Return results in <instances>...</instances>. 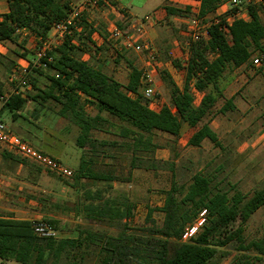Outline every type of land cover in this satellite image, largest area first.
<instances>
[{
    "label": "trees",
    "instance_id": "obj_1",
    "mask_svg": "<svg viewBox=\"0 0 264 264\" xmlns=\"http://www.w3.org/2000/svg\"><path fill=\"white\" fill-rule=\"evenodd\" d=\"M6 1L9 12L0 15V43L13 41L16 29H26L36 38L46 39L52 26L67 17L71 5L62 0ZM197 1V16L203 18L213 14L226 0ZM263 8L264 0L246 5L249 20L235 19L227 27V32L222 29L225 26L222 16L218 23L206 19L210 22L206 39L192 42L188 35L184 65L173 62L175 68L184 71L182 89L177 88L169 75L161 74V79L169 88L174 112L166 105L158 110L148 105L140 92L141 72L135 67L130 68L128 82L123 86L75 56V47L70 40L77 35L76 32L67 38L53 51L54 61L46 68L54 70L56 76L46 77L50 86L48 91L43 92V99L56 102L59 115L78 127L76 145L92 149L91 155L82 154L79 169L73 173L72 179L102 182L108 188L111 187L110 182L128 180L115 176L112 165H93L101 148L116 146V143L91 139V132L105 121L100 113H106L125 125L121 128L120 137L130 140V170L158 171L161 167L157 160L150 157L143 161L139 155L156 148L150 137L154 132L177 138L184 123L195 130L187 143L189 146L199 147L204 139L220 146L216 135L206 124L200 128L198 125L210 116L221 97L220 82L225 73L242 65H252L255 54L264 52V24L259 13ZM165 10L168 15L178 16L187 15L190 11L189 8L169 7ZM86 15L81 20L83 33L79 38L91 42L93 28L87 24ZM33 60L34 52L30 53L25 76L28 84L31 83L30 73H40L41 70L33 65ZM56 92L58 95H55ZM196 94L199 96L198 104ZM81 96L85 97L83 101ZM23 103L24 99L13 95L3 101L1 109L15 112ZM86 103L95 106L98 114H87L83 107ZM232 109V101H227L220 112ZM101 152L103 154V150ZM168 170L174 173L172 164ZM231 189L221 188L218 183L211 185L202 173H195L187 184L179 187L172 182L164 193L163 206L148 208L143 224L135 228L129 227L135 204L124 194L104 196L101 191L87 190L67 207L78 218L117 229L115 235L105 230H87L78 226L72 237L46 239L33 233L32 222L0 217V262L85 264V258L93 255L95 264H212L218 250L228 246H233L238 252L264 256V237L251 240L245 237L247 223L264 207V188L255 190L249 196L240 191L229 195ZM201 210L207 213L204 226L191 242H179L183 229L196 219ZM155 211L162 213L161 221L153 218ZM44 220L56 228L55 222ZM257 260L239 255L230 264H253Z\"/></svg>",
    "mask_w": 264,
    "mask_h": 264
},
{
    "label": "crops",
    "instance_id": "obj_2",
    "mask_svg": "<svg viewBox=\"0 0 264 264\" xmlns=\"http://www.w3.org/2000/svg\"><path fill=\"white\" fill-rule=\"evenodd\" d=\"M62 1L72 4L77 0ZM165 7L180 10L189 8V13L194 12L197 20L192 22L185 14L181 16L168 15ZM198 10L199 1L197 0H100L98 7L90 10L86 15L87 24L93 28L90 37L91 42L81 37L79 38V35L83 31H77L75 33L77 35L71 37L70 44L75 47V56L77 58L87 62L93 68L105 73L124 86L128 82L131 67H135L142 72L148 66L146 57L136 53L132 49H128L121 42L108 41L107 35L114 27L124 28V32L127 30L126 33L140 34L143 39L152 45L157 54L155 66L153 68L149 66L146 68L153 79L156 92L160 93L161 82L157 79L160 73L169 75L177 88L182 89L184 71L175 68L173 62L177 61L181 66L184 65L187 41L183 38L186 36L187 30L191 29V25L194 22H202L206 21V19L214 21L222 16L227 20L231 15L225 2L218 6L213 14L203 18H198ZM8 12L7 1L0 0V15L7 14ZM95 15L98 16V23L94 21ZM146 16L151 17L149 23L143 20ZM238 17V19L245 21L249 20L246 9L241 10ZM97 24L99 27H97ZM50 36L51 31L47 37ZM39 41V38H36L26 30L15 34L13 41L0 43V98L3 99L0 101V121L6 124L11 133L19 136L44 154L60 161L75 173L79 169L82 154H85V156L91 155L92 149L89 146L80 148L76 145V139L79 134L78 127L59 115V105L56 102L51 99H43V92L48 91L50 86L46 77H55L56 72L51 69H42L40 73H30V84L24 86L21 83L22 70L29 67L30 53L33 52L34 47ZM103 49H105V52L103 51L101 54ZM129 51L133 54L130 59L127 57V53H130ZM160 53H164L168 59L172 60L166 62L158 60ZM108 57L113 61V64H109ZM247 66L242 65L237 69L229 70L225 73L224 78L220 82L221 97L215 103L210 116L198 125V128H200L203 124H206L216 135L220 146H214L208 139H204L199 147L189 146L187 143L195 130L189 128L185 123L182 125L179 137L175 138L177 145L183 141L182 146L187 145L199 150L205 142H209L213 148L219 147L221 150H226V147L222 146L220 139L229 132L230 120L227 117L228 112H240L245 108L246 101L244 96L241 95L242 90H247L253 99L264 92V89L263 91L259 89V85L246 89L243 75L236 76V73L239 74L242 71L247 76ZM175 74L180 78L179 82L175 81ZM257 92L259 93L257 94ZM13 95H18L21 99H24V103L18 111H3L1 109L3 101ZM55 95H58L57 92ZM84 99L85 97L81 96V100L83 101ZM163 101L166 102L167 100ZM227 101H232L234 109L220 112ZM198 102L196 103L198 104ZM218 104L220 106L216 109ZM170 109L174 112L173 108ZM88 110L91 112H87L90 116L98 114L97 109L93 105H90V108L84 109L85 112ZM14 115H17V117H14ZM99 116L105 121L100 123V126L91 132V139L116 143V146L121 145L128 150L129 138L120 137L121 128L125 125L106 113H100ZM118 138L128 141L122 145L120 142H117ZM258 140H264V135H261ZM255 143L252 146L259 144ZM163 150L165 151L164 148ZM98 153V158L93 162L95 167L112 165V160H117L116 156L118 154H112L107 151H103V154L102 152ZM128 153L129 151H126L127 155ZM140 170L126 169L125 175H120L117 171H114L115 176H120L122 180H128L124 182L113 181L109 184L113 189H123L125 192L124 185L127 182H132ZM146 171L154 172L150 170ZM75 182L77 183L76 185H74ZM87 182L92 183L89 180L78 179V181L73 180L71 183H65V186H60L61 182H54L43 170L37 169L30 162L21 161V158L14 153L0 148V217L27 222H32L36 219L53 221L56 224L59 238L74 236L76 227L78 226H82L87 230H96L90 226L93 224L97 225L99 224L98 222L78 218L73 211L67 208L65 213L61 212L59 209L60 203L56 200L58 187L63 192L65 190L67 194H71L70 191H73L75 198H81L87 190L91 192L96 191L89 188ZM128 199L134 203L130 197ZM72 203L73 201H67V204ZM163 203L158 208L162 207ZM136 209H139L138 206H136ZM160 214L162 215V213ZM145 215L146 213L140 214L143 218ZM11 262H0V264H11Z\"/></svg>",
    "mask_w": 264,
    "mask_h": 264
},
{
    "label": "rangeland",
    "instance_id": "obj_3",
    "mask_svg": "<svg viewBox=\"0 0 264 264\" xmlns=\"http://www.w3.org/2000/svg\"><path fill=\"white\" fill-rule=\"evenodd\" d=\"M228 1L229 0H226L225 3ZM254 2L256 3L258 0H241V10H244L246 5ZM259 13L261 21L264 24V8ZM95 16L96 18H94V21L98 23V16ZM187 16L192 22L197 20L194 12L188 13ZM97 27H99L98 24ZM118 28L124 31V28ZM190 31L191 29L187 30L186 36L183 38L184 40H187ZM125 32H127V30ZM180 39L182 40V38ZM103 51L105 52V49L101 51V54ZM132 55L131 52L127 53L129 59L132 58ZM108 60L109 64H113V61L109 57ZM158 60L166 62L172 59H168L164 53H160ZM246 69V72L248 71L247 76L244 75L243 71L239 74L236 73V76L243 75L246 89L259 85V89L263 91L264 64L259 67H254L250 64ZM161 74L162 73H160L157 78L158 81L160 80L159 82H161V88L159 89L160 96H158V100L147 102L151 108L156 110L159 109V106L166 104L168 107L173 108L169 98V88L161 79ZM174 79L176 82L180 81L177 74H175ZM258 93L259 92H257V94ZM262 93L263 94L253 99V97H250L247 90H242L241 95L244 96L246 101L245 108L240 112H228L227 117L230 120L229 132L220 139L222 146L224 145L226 150H221L219 147L213 148L209 142H205L203 147L197 150L187 145L182 146L183 141L177 145L175 137L173 136L154 132L150 137L152 145H155L156 148L149 151V153H141L139 156L143 158V161H147L150 157L157 160V163L161 167L158 171H154V173L141 169L132 182H127L126 184L128 185H124L125 192L123 189H113L112 186L108 188L106 184L99 182H92L93 184L87 182L88 187L101 191L104 196L125 193L124 195L130 197L135 204V208L136 206L139 208L136 209L137 211H134V217L129 222L130 228H135L143 224L144 218L141 217L140 214H145L149 207L154 209L162 205L163 199L165 198L164 193L168 191L172 182H174L177 187L181 186L183 183L187 184L195 173H202L209 179L211 185L218 183L219 187L224 189H231V186L235 187L229 191V195H232L234 191H240L245 196H249L255 190L264 188V140H258L261 135H264V92ZM195 97L196 102H198L199 96L196 95ZM162 100L167 101L162 102ZM219 106L220 104L216 106V109H218ZM83 107L84 109L90 108V105L86 103ZM87 112L89 113L90 111L88 110L86 113ZM102 127L104 126L102 125ZM117 140V142H120L122 145L128 141L122 138H118ZM254 143L257 145L252 146ZM100 150L118 154L116 156L117 160H112L114 164H112V169L114 168L112 171H117L118 174L125 175L126 169L129 170L130 151L121 145L104 147ZM126 151H129L128 155ZM170 164L173 165L174 173L168 170ZM49 176L54 182H61L60 186H65V183H71L73 181V179L63 180L52 175ZM76 184L75 182L74 185ZM58 188L60 189V187ZM59 189L56 193V200L60 203V211L65 213L67 211L66 208L71 205L67 204V201L75 202L80 198H75L73 191H70L71 194H67L65 190L63 192ZM153 218L156 221H161L162 215L158 211H155L153 213ZM90 227L92 229L105 230L111 235H115L117 232V229L111 228L108 225L93 224ZM245 237L247 240L264 237V207L260 208L247 223ZM239 255H247L251 259L258 258L259 260L254 261L253 264H264V256H259L254 252H238L233 249V246L219 249L212 264H230L231 261ZM94 262L95 258L93 255H89L85 258V264H95ZM11 264L17 263L11 262Z\"/></svg>",
    "mask_w": 264,
    "mask_h": 264
},
{
    "label": "built area",
    "instance_id": "obj_4",
    "mask_svg": "<svg viewBox=\"0 0 264 264\" xmlns=\"http://www.w3.org/2000/svg\"><path fill=\"white\" fill-rule=\"evenodd\" d=\"M100 0H77L70 5L68 15L65 19L55 23L51 29V36L38 42L34 47V60L33 65L39 69H46L48 64L54 61L53 51L58 48L67 38L71 37L74 32L82 31L81 20L85 14L92 9L98 7ZM228 9L234 12L225 20V26L222 29L227 32V27L231 25L234 19H238L241 11V0H229L227 2ZM144 22L149 23L151 21L150 16L144 17ZM214 23H218V20H214ZM210 22H194L189 37L192 42L200 39H206L208 37L207 29ZM26 29H16L15 34H19ZM107 40L110 42H121L128 49L134 50L136 53L144 55L146 57V63L149 67H154L157 62V54L152 45L141 37L140 34L126 33L117 27H114L108 32ZM264 63V52L254 56L252 65L259 67ZM146 66L140 76V92L143 98L150 102L158 100V93L154 88L153 79L150 76ZM28 68L22 70L21 83L27 86L28 83L25 80ZM3 99L0 98V101ZM0 148L6 149L19 158L30 162L41 170L52 174L54 177L70 180L73 176V171L64 166L60 161L44 154L38 149L29 145L26 141L19 136L10 132L8 127L3 121H0ZM206 210H201L196 219L189 225H187L181 235L179 242L189 243L198 234L200 229L206 222ZM32 231L40 238L46 239H58L57 228L50 225L44 219H36L32 221Z\"/></svg>",
    "mask_w": 264,
    "mask_h": 264
}]
</instances>
